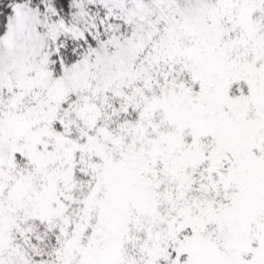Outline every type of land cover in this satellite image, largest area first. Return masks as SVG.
I'll return each instance as SVG.
<instances>
[{"label": "snow or ice", "instance_id": "snow-or-ice-1", "mask_svg": "<svg viewBox=\"0 0 264 264\" xmlns=\"http://www.w3.org/2000/svg\"><path fill=\"white\" fill-rule=\"evenodd\" d=\"M0 264H264V0H0Z\"/></svg>", "mask_w": 264, "mask_h": 264}]
</instances>
